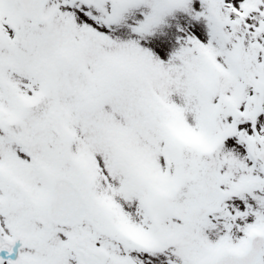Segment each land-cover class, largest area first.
Wrapping results in <instances>:
<instances>
[{"label": "snow or ice", "instance_id": "obj_1", "mask_svg": "<svg viewBox=\"0 0 264 264\" xmlns=\"http://www.w3.org/2000/svg\"><path fill=\"white\" fill-rule=\"evenodd\" d=\"M0 264H264V0H0Z\"/></svg>", "mask_w": 264, "mask_h": 264}]
</instances>
